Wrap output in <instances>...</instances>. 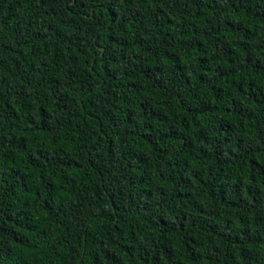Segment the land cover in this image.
Returning <instances> with one entry per match:
<instances>
[{"label": "trees", "instance_id": "obj_1", "mask_svg": "<svg viewBox=\"0 0 264 264\" xmlns=\"http://www.w3.org/2000/svg\"><path fill=\"white\" fill-rule=\"evenodd\" d=\"M0 264H264V0H0Z\"/></svg>", "mask_w": 264, "mask_h": 264}]
</instances>
